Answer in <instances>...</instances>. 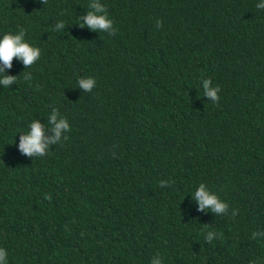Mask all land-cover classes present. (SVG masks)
I'll list each match as a JSON object with an SVG mask.
<instances>
[{
    "label": "trees",
    "instance_id": "obj_1",
    "mask_svg": "<svg viewBox=\"0 0 264 264\" xmlns=\"http://www.w3.org/2000/svg\"><path fill=\"white\" fill-rule=\"evenodd\" d=\"M91 2L0 0V38L23 29L41 53L28 68L13 58L16 83L0 85L8 264H264V235L251 238L264 233L261 0H99L115 35L79 27ZM53 108L68 139L22 155L20 134ZM200 183L227 214L197 211Z\"/></svg>",
    "mask_w": 264,
    "mask_h": 264
},
{
    "label": "clouds",
    "instance_id": "obj_2",
    "mask_svg": "<svg viewBox=\"0 0 264 264\" xmlns=\"http://www.w3.org/2000/svg\"><path fill=\"white\" fill-rule=\"evenodd\" d=\"M44 4L47 0H41ZM90 11L81 16L79 20L80 28L85 26L91 31L106 32L109 35H115L116 29L113 26V21L108 18L105 6L99 0H92L89 4ZM258 10H264V0L256 4ZM156 27H162V22L157 20ZM65 29L63 21L57 22L54 26V31ZM25 30L21 29L18 34L6 33L0 38V85L5 88L16 83L17 76L5 75V71L12 68L13 58L21 61L24 68L31 67L40 58V49L31 46L24 39ZM24 79L30 80L29 73H24ZM211 79L202 81L204 97L212 101L214 104L220 99L218 93L220 92L219 86L212 87ZM96 86L94 78H80L78 80V87L83 92H91ZM29 131L25 134H20L18 149L22 155L28 157H44L49 148L53 145L61 143L62 140H67L68 136L65 133L69 132L70 125L66 118L61 117L56 108H53L51 114L48 116V125L41 124L39 120H33L29 125ZM51 131V136H46V131ZM172 181L161 180L159 183L160 188L170 187ZM51 199L50 196L45 197ZM192 199L197 205V211L211 212L215 216H221L228 213L229 205L222 201L215 193H212L204 183H200L192 194ZM232 215L235 216L236 212L233 211ZM264 233H253L252 239ZM216 238V233L207 232L204 237L206 243H211ZM0 264H8L7 251L0 248ZM150 264H162V259L157 255L153 257Z\"/></svg>",
    "mask_w": 264,
    "mask_h": 264
}]
</instances>
